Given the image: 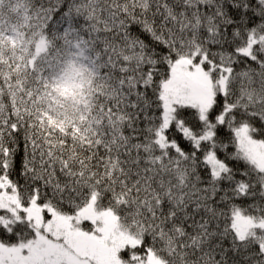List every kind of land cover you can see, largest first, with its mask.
Segmentation results:
<instances>
[{
	"label": "snow or ice",
	"instance_id": "obj_1",
	"mask_svg": "<svg viewBox=\"0 0 264 264\" xmlns=\"http://www.w3.org/2000/svg\"><path fill=\"white\" fill-rule=\"evenodd\" d=\"M0 264H264V0H0Z\"/></svg>",
	"mask_w": 264,
	"mask_h": 264
}]
</instances>
